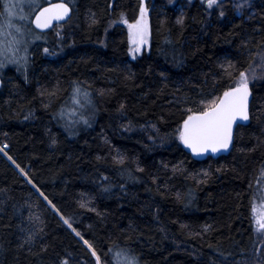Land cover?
<instances>
[{"label":"trees","instance_id":"1","mask_svg":"<svg viewBox=\"0 0 264 264\" xmlns=\"http://www.w3.org/2000/svg\"><path fill=\"white\" fill-rule=\"evenodd\" d=\"M144 2L150 50L131 60L126 27L111 21L137 16L140 0H71V20L47 34L32 26L37 4L15 0L29 63L26 73L10 61L0 69V144L8 147L0 151V264H61L65 256L94 264L81 236L109 256L104 264H120L125 246L139 264L259 261L252 209L264 168V78L251 85V120L230 155L197 160L173 131L186 105L252 66L264 47V0H249L250 18L229 3L224 15L218 7L209 15L200 0L183 10Z\"/></svg>","mask_w":264,"mask_h":264},{"label":"snow or ice","instance_id":"2","mask_svg":"<svg viewBox=\"0 0 264 264\" xmlns=\"http://www.w3.org/2000/svg\"><path fill=\"white\" fill-rule=\"evenodd\" d=\"M247 0H239L236 4V8L239 9L246 3ZM33 3L37 4L38 0H33ZM71 0H56L55 3H46L43 7L38 6V10L35 12V18L32 23L35 24L36 28L47 29L50 27H56L57 29L62 28L63 21L65 18L71 19L70 13L72 9L70 8ZM203 3L207 5L206 11L209 15L212 14L214 6L220 8V15H224L222 4L220 0H203ZM18 5L15 0H3V10L0 11V16H4L7 19L8 24L11 26V17L15 15V10ZM148 5L144 0H140L139 3V14L132 19H128L124 12L120 13L118 19L122 20L123 24L127 25V39L129 42L128 52L135 57L144 47L148 41L150 26L148 20ZM181 19L178 17V20ZM57 23L54 24L53 22ZM111 23H116V20H112ZM3 30V25H0V31ZM16 31L18 33H23L24 28L21 26H16ZM31 31V29H29ZM62 35V33H57ZM33 39L41 38L34 34ZM20 37H14L12 40L4 43L3 47H0V54L3 55V59H0V67H3L5 63L12 62L18 65H22V70L27 72L28 58H27V48L24 49L25 55H19L20 48L17 45L20 43ZM103 43V41H100ZM44 52L48 53L49 48L45 47ZM10 53V54H9ZM232 62L228 65H223L224 67H230ZM232 73H229L231 77ZM256 76L255 72L249 74L247 70L241 69L239 74L235 76L234 79H230L227 86L223 87L221 91L214 95H208L207 97L200 99L199 103L195 106L186 105V115L182 117L179 123L176 125L173 135L179 139V141L186 146L191 152L197 156L203 155L206 152L216 153L220 150H226L229 148L230 144L233 142L234 136V125H237L238 120H248L249 119V96L251 93L250 80ZM81 91V86L75 84L72 88V92L79 93ZM85 99L91 103L90 97H88L87 90L84 91ZM73 100H76V95L72 96ZM77 103L79 101L77 100ZM83 107V106H81ZM75 111V109H73ZM91 115V114H90ZM85 124L89 123V118L85 116L80 117ZM127 127V125H125ZM155 127V125H153ZM55 143V141H53ZM7 148V141L4 144H0V151H4ZM7 155L8 153L5 152ZM99 158V157H98ZM9 159L12 157L9 155ZM116 159L119 162H123L122 156H117ZM13 163H16L13 160ZM20 171L26 176L24 168L17 164ZM139 167V166H138ZM175 167V166H173ZM202 171L207 172L206 169ZM106 175V174H105ZM137 178V177H133ZM155 179V177H153ZM105 188H109L110 185H103ZM123 187V185H121ZM43 194V193H41ZM179 196V193H177ZM45 199H48L45 196ZM52 208L56 209L57 212L60 211L56 204L51 200H48ZM84 204V202H81ZM87 206V205H84ZM252 211L256 214V220L259 229H264V207L257 209L253 208ZM63 215V213H61ZM64 222L72 227L69 217H64ZM207 227V226H205ZM77 236H81L80 231L73 228ZM32 233H29L31 236ZM83 243L91 250V255L95 257L94 264H104L105 261L109 260V256H105L102 252H99L93 243L81 236ZM46 247V245H45ZM119 255L121 257L120 264H139V255L131 249V246H125L120 249ZM69 256H65L62 259L61 264H68ZM256 264H260L257 261Z\"/></svg>","mask_w":264,"mask_h":264},{"label":"rangeland","instance_id":"3","mask_svg":"<svg viewBox=\"0 0 264 264\" xmlns=\"http://www.w3.org/2000/svg\"><path fill=\"white\" fill-rule=\"evenodd\" d=\"M168 1L172 4H178V8L183 10L185 8V2H189V1H193V0H168ZM200 1L203 2V0H200ZM238 2H239V0H220V3L222 4V6L226 5L228 3L230 5H232L238 16H247L248 18H250L254 15V11L251 8H249V5H250L249 0H247V2L244 3L241 6V8H239V9L236 8V4ZM205 6H207V5H205ZM215 8L216 7L214 6V9ZM17 14L18 13H15V15L10 18L12 21L11 26L8 24V22H6L5 24L0 23V25H3V30L0 31V47H3L5 42L10 41L14 37L19 36L21 42L17 45V47L20 48V53H19V55H20L23 52L22 49L25 46V43L27 41L28 33L25 30L23 31V33H18L16 31V26H20L19 24L16 23V20L18 19ZM147 15H148V20H149V13ZM21 17L22 16H20V18ZM116 24H120V25L125 26L127 31H128L127 25L123 24L122 20H119L116 23H112L111 27H114ZM149 26H150V24H149ZM5 28L7 29V31L9 33L8 32L6 33ZM150 43H151V34L149 33L148 41L144 45L142 50L135 57H133L130 54V59L135 60L139 56H141L144 52H149ZM0 56L3 57L2 54H0ZM3 67H0L1 71H4ZM247 71L249 72V74H251L252 72L256 73V76L250 80V87L252 84H254V83H256V82H258L264 78V47L259 53H257L252 66ZM6 149L4 151H6ZM255 192L256 193H255V197H254V207L257 209H260V208L264 207V168L262 169L260 179L258 182V186L256 187ZM253 219H254V225H255V231H256L255 252H256L257 260L261 261L264 259V229H259L258 223L256 220V214L254 212H253Z\"/></svg>","mask_w":264,"mask_h":264},{"label":"water","instance_id":"4","mask_svg":"<svg viewBox=\"0 0 264 264\" xmlns=\"http://www.w3.org/2000/svg\"><path fill=\"white\" fill-rule=\"evenodd\" d=\"M55 3V2H54ZM70 8L72 9V7L70 6ZM70 17L72 18L73 17V9L70 13ZM35 16L33 17L32 21L34 20ZM71 19H68V18H65L63 21H60L59 23H63L66 24L67 22H69ZM54 24H56L57 22L54 21L53 22ZM32 26L33 28L38 32V33H41V34H47L51 31L54 30L55 27H50V28H47V29H39V28H36L35 24L32 23ZM3 85H4V82H3V79L2 77L0 76V91L3 89ZM251 88V87H250ZM251 104H252V90H251V93H250V96H249V119L248 120H238L237 122V125H234V136H233V142L230 144L229 148L226 149V150H220L216 153H213L211 151L209 152H206L205 154L203 155H195L191 152L190 149H188L186 146L185 149L197 160H200V161H206L207 159L209 158H212L214 160H217L221 157H226L228 155H230V153L232 152L233 150V147H234V143H235V135H236V132H237V129L239 127H242V126H246L247 124L250 123V120H251ZM8 149V148H7Z\"/></svg>","mask_w":264,"mask_h":264},{"label":"bare ground","instance_id":"5","mask_svg":"<svg viewBox=\"0 0 264 264\" xmlns=\"http://www.w3.org/2000/svg\"><path fill=\"white\" fill-rule=\"evenodd\" d=\"M8 69V68H7Z\"/></svg>","mask_w":264,"mask_h":264}]
</instances>
